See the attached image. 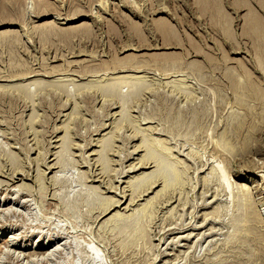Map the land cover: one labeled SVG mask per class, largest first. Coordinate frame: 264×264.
Instances as JSON below:
<instances>
[{"label":"rangeland","instance_id":"374dc122","mask_svg":"<svg viewBox=\"0 0 264 264\" xmlns=\"http://www.w3.org/2000/svg\"><path fill=\"white\" fill-rule=\"evenodd\" d=\"M260 1L0 0V264H264Z\"/></svg>","mask_w":264,"mask_h":264},{"label":"bare ground","instance_id":"6f19581e","mask_svg":"<svg viewBox=\"0 0 264 264\" xmlns=\"http://www.w3.org/2000/svg\"><path fill=\"white\" fill-rule=\"evenodd\" d=\"M261 3H262V1H260ZM207 3H208V0H207ZM207 3H205L204 2V4H206L207 5ZM260 3V5L262 6V7H264V3H262L261 4ZM203 4V3H202ZM209 4V3H208ZM46 6H48V5H46ZM204 6V5H203ZM212 6H213V4H212ZM47 8V7H46ZM49 8H50V6H49ZM264 9V8H263ZM254 16L256 15V17H254L255 19H254V21H253V27H255L254 28V30L253 31H255V35H257V37H258V39H259V41H261V42H259L263 47H264V21L262 20L261 21V17H259V15L257 16V14H253ZM253 18V17H252ZM3 19V18H2ZM1 19V20H2ZM252 25V24H251ZM255 38V37H254ZM258 39H256V40H258ZM254 40V39H253ZM255 42H257V41H255ZM258 43V42H257ZM258 43V44H259ZM253 45L254 46H256L254 43H253ZM257 47V46H256ZM259 47H261V46H259ZM262 47V48H263ZM261 48V50H264V49H262ZM256 49V48H255ZM259 49V48H258ZM261 50H260V52H261ZM122 82V81H121ZM168 165V164H167ZM169 166V165H168ZM159 167H160V165H159ZM169 170V169H168ZM162 175H163V178H164V182L165 183H168V174L166 173V172H164L163 171V173H161ZM146 179H148V178H146ZM161 179V178H160ZM158 181V180H157ZM152 183V182H151ZM156 183V182H155ZM263 184H264V181L262 182ZM149 185V184H148ZM153 186V185H152ZM149 188V187H148ZM148 188L146 189V190H148ZM165 188V187H164ZM150 189V188H149ZM168 189V188H167ZM258 191V190H257ZM108 210V208L107 209H103V210H101V212L103 211V213H105V212H108L107 211ZM137 213H133L132 215H129L128 217H130L131 219H132V217H134L135 215H136ZM119 218H121L122 220H125V219H127V218H125V217H122V215H120L118 212H114V214H112V216L107 220V222H112V221H114V220H116V219H119ZM17 239V238H16ZM39 257V256H38Z\"/></svg>","mask_w":264,"mask_h":264}]
</instances>
